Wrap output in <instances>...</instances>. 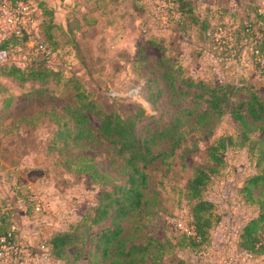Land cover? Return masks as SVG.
I'll return each mask as SVG.
<instances>
[{
  "label": "rangeland",
  "instance_id": "obj_1",
  "mask_svg": "<svg viewBox=\"0 0 264 264\" xmlns=\"http://www.w3.org/2000/svg\"><path fill=\"white\" fill-rule=\"evenodd\" d=\"M36 1L39 10L34 19L53 51L51 62L37 65L34 70L38 77L27 80L0 71V87H6L15 97L14 107L8 111L0 101V191L7 196L21 240L34 251L49 240L53 231L68 228L93 210L103 190L124 178L122 161L115 158L107 141L96 140L85 147L64 142L62 123L69 118L65 108L75 105L79 91H83L94 110L126 117L144 109V114L136 118L142 137L174 125L183 132V140L172 153L165 151L170 148L173 133L152 142L157 156L146 169V192L152 199L124 223L123 236L129 241L167 236L182 242L184 234L192 233L190 209L194 200L186 184L195 167L210 163L208 151L216 138H233L223 152L224 163L203 194L215 203L214 217L220 218H215L209 243L194 249L172 246L165 258L176 253L192 264L207 260L224 264L229 256H236L243 225L260 213L261 204L264 206V182L253 186L252 200L245 191H239L249 177L263 171L258 144L264 139V126L245 112L248 126L244 134L230 111L204 124L188 116L178 121L191 105V97L180 93L176 79L181 70H188L214 80L234 81L238 88L233 104L246 101L250 90L264 95V70L252 63L248 46L226 64L212 50L201 62L194 63L189 56L191 41L167 29L162 20L156 23V5H164V1ZM244 1L232 12L235 17L230 22H240L254 13L256 1ZM7 50L10 60L21 65L35 54L27 40H19ZM94 115L92 112V132L98 135L99 120ZM245 137L246 143L241 145ZM51 141L58 151L49 150ZM78 156L93 159L105 177L98 183L76 172ZM24 196V200H18ZM98 229L94 227L92 232ZM91 235L89 232L83 242L69 248L64 261L54 260L48 252H43L40 259H49L47 264H113L111 258L95 253ZM168 264L177 263L172 259ZM242 264H264V253Z\"/></svg>",
  "mask_w": 264,
  "mask_h": 264
},
{
  "label": "trees",
  "instance_id": "obj_2",
  "mask_svg": "<svg viewBox=\"0 0 264 264\" xmlns=\"http://www.w3.org/2000/svg\"><path fill=\"white\" fill-rule=\"evenodd\" d=\"M160 1H164L166 4L156 5V20H159L156 23L162 20L167 29L178 31L191 41L190 57L194 63H198L205 53L212 49L214 45L212 32L217 25H225L229 28L233 36L234 47L239 53L243 46H249L256 32L261 36L257 45L264 51V31L261 30V24H264V20L259 19L264 17V13L259 12V4L257 3L253 14L247 15L240 22H230L229 20L235 15L225 7H209L203 9L202 12L198 0L195 2L194 0ZM155 12L153 11L154 15ZM40 35L43 42L51 48L41 31ZM19 40L26 39L11 36L2 42L0 47L9 49ZM35 55L39 56L36 58ZM35 55H29V57L32 56V60L26 65L11 60L0 64V71L22 80L36 78L38 77L36 75L37 70L34 69L37 68V65L46 63V58L40 54ZM173 60L176 62V58ZM228 61L230 60L224 59L222 64H226ZM251 61L256 68L264 70L256 65L252 58ZM181 72L182 74L177 75L176 83L181 87L180 93L188 94L191 97V105L186 107V113L181 114L178 121L181 122V117L188 116L195 117L197 123L204 124L209 118L230 111L235 119L241 123L244 134H246L248 126L245 112L253 121L264 126V95L262 93L250 90L246 101L233 104L237 99L238 88L234 81L214 80L209 76L188 70H181ZM20 88L25 89V87ZM24 92H27V88ZM0 99L5 109L15 104L14 95L9 94L6 87H0ZM93 108L92 101L86 99L83 91H79L77 103L65 108L69 118L62 123L64 133L61 135L64 137V142L69 140L74 147H85L96 140L107 141L112 147L111 150H113L115 158L122 161L124 178L120 183H114L103 190L93 210L86 212L81 219L69 225L68 228L53 231L49 240L41 244L50 245L48 253L54 260L64 261L65 252L76 246L78 242H83L84 235L91 232L90 239L94 241L95 253H99L102 258H111L113 264H168L172 259L177 264H192L185 256L176 253L173 254L172 258L165 257L169 254L172 246H176L177 249H181L183 246L194 249L209 243L210 230L216 219L220 220V218L214 217L215 203L204 198L203 194L209 183L218 174L220 165L224 163L223 152L233 143V138L230 136L216 138L208 151L210 163L195 167L193 176L186 184L188 193L194 200L190 209L194 233L184 234L181 237L182 242H174L167 236L163 238L149 236L145 240L129 241L128 237L123 236L124 223L135 213L140 212L152 199V196L146 192L149 184L146 169L157 156L152 147V142L163 136H171L173 133L171 137L169 136L170 148L165 151L168 152L169 150L172 153L183 140V132L179 126L174 125L142 137L137 131L136 118L144 114V109H140L133 116L125 117ZM192 108L197 109L193 110ZM92 112L99 120L98 135L92 132ZM247 138L245 137L240 144L245 145ZM258 145L260 146L258 147L260 161H264V139ZM58 148L53 142L50 143L49 150L58 151ZM93 162L91 158L78 156L76 172H83L99 183V179L104 174L99 173ZM260 181L264 182V168L261 173L249 177L247 184L241 187L239 191H245V196L252 200V188ZM25 198L24 196L18 200ZM8 206L7 199L0 197V236L6 235L14 225L12 210ZM259 211L258 215L250 218L243 225L238 241V249L253 256L264 253V206L262 204ZM94 227L99 229L92 232ZM15 235L21 240L17 230ZM21 242L26 248H29L23 240Z\"/></svg>",
  "mask_w": 264,
  "mask_h": 264
},
{
  "label": "built area",
  "instance_id": "obj_3",
  "mask_svg": "<svg viewBox=\"0 0 264 264\" xmlns=\"http://www.w3.org/2000/svg\"><path fill=\"white\" fill-rule=\"evenodd\" d=\"M255 1L259 4V12L264 13V0ZM37 10H39V6L36 0H0V44L11 36L26 39L34 48L35 54L43 55L47 62H51L53 51L41 39L39 27L35 23L34 14ZM212 35L214 45L211 50L218 54L220 61L235 60L240 55L234 47L233 36L227 26H215ZM254 35L248 46L249 55L256 65L264 69V51L257 45L261 36L257 32ZM9 60L7 48L0 47V64ZM31 60L32 56H28L23 65L28 64ZM192 229V233H194V227ZM16 230V226L13 225L6 235L0 236V264H47L50 260L40 259V255L43 252H48L50 245L41 244L34 249L35 251H32L26 248L19 237L15 235ZM235 252L237 255L229 256L225 259L224 264H242L243 260L248 259L249 261L253 256L237 247ZM207 262L210 261L207 260Z\"/></svg>",
  "mask_w": 264,
  "mask_h": 264
},
{
  "label": "crops",
  "instance_id": "obj_4",
  "mask_svg": "<svg viewBox=\"0 0 264 264\" xmlns=\"http://www.w3.org/2000/svg\"><path fill=\"white\" fill-rule=\"evenodd\" d=\"M41 3H45V0H39ZM60 1V0H57ZM66 1L64 0L63 3H65ZM195 2V0H194ZM241 2H245L244 0H198V4L203 12V9L209 8V7H225L229 12H233L234 10H236V8L239 6V4H241ZM256 4V3H255ZM190 56V55H189ZM205 57V55L199 60V62H201V60H203V58ZM191 60V57H190ZM193 73H195L193 71ZM14 107V104L12 106H9L7 109H5L4 107H2L5 111L11 110ZM0 197L2 198H6L7 196H4L3 193L0 191ZM206 264H213V262H206Z\"/></svg>",
  "mask_w": 264,
  "mask_h": 264
}]
</instances>
